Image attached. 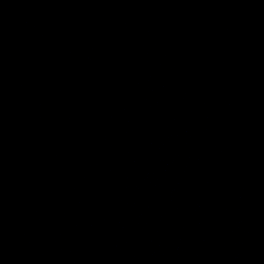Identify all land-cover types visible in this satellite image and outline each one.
<instances>
[{
    "label": "water",
    "instance_id": "water-1",
    "mask_svg": "<svg viewBox=\"0 0 264 264\" xmlns=\"http://www.w3.org/2000/svg\"><path fill=\"white\" fill-rule=\"evenodd\" d=\"M0 264H264V0H0Z\"/></svg>",
    "mask_w": 264,
    "mask_h": 264
}]
</instances>
